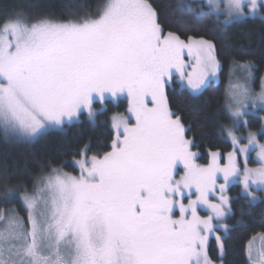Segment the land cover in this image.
Returning a JSON list of instances; mask_svg holds the SVG:
<instances>
[{
    "label": "snow or ice",
    "instance_id": "snow-or-ice-1",
    "mask_svg": "<svg viewBox=\"0 0 264 264\" xmlns=\"http://www.w3.org/2000/svg\"><path fill=\"white\" fill-rule=\"evenodd\" d=\"M207 3L221 7L219 0ZM248 5L246 12L244 0H227L225 24L255 15L264 0ZM175 10L194 12L185 3ZM0 25L5 138L62 129L84 112L94 121L106 101L120 97H126L130 114L111 118V150L76 161L79 175L53 168L31 191L5 190L6 200L19 193L27 224L15 210L0 213V264H214L207 240L216 231L213 221L230 211L227 186L241 184L250 204L257 200L256 190L264 191V143L249 132L242 144L233 131L247 125L243 118L250 109L264 111V82L259 93L248 87L247 78L232 86L227 109L233 123L225 130L233 149L226 164L212 153L211 163L201 166L194 162V141L186 138L190 128L169 107L166 87L177 76L193 92L205 87L220 68L212 41L165 34L150 0H104L94 16L78 19L29 20L16 13L0 18ZM237 67L250 76L254 65ZM254 150L260 166L250 168L247 157ZM179 165L183 175L176 179ZM219 174L224 182L216 203L210 195L217 191ZM185 190L196 196L187 204L176 198ZM201 207L211 214L199 215ZM215 238L222 256L224 244Z\"/></svg>",
    "mask_w": 264,
    "mask_h": 264
},
{
    "label": "trees",
    "instance_id": "trees-1",
    "mask_svg": "<svg viewBox=\"0 0 264 264\" xmlns=\"http://www.w3.org/2000/svg\"><path fill=\"white\" fill-rule=\"evenodd\" d=\"M104 0H0V18L23 13L29 20L48 17L56 20L78 19L95 15ZM158 12L159 22L165 34L172 31L187 42L194 39L212 41L216 46L220 62V78L211 82L198 95L179 85L174 79L166 87L170 109L181 117L182 123L190 131L186 138L194 141L191 150L196 153L195 161L207 164L212 153H219L220 160L230 152L231 143L225 136L224 128L230 124V116L225 109V91L230 70L236 64L251 62L256 79L264 75V16L245 17L223 24L220 17L202 0H150ZM191 5L194 12H177L176 5ZM202 13V15H200ZM199 15V18L197 16ZM2 26V25H0ZM125 99L114 104L108 102L106 111L89 120L85 114L71 124L60 129L43 132L35 140L5 138L0 132V213L15 210L27 224V211L21 203L19 193L6 200V189L19 187L33 190L41 177L58 168L77 174L74 162L85 152L86 156H102L111 150L114 132L108 116L112 112L123 113ZM260 118L252 117L248 126L258 130ZM253 164V162L251 161ZM229 195V215L225 224L228 229L218 230L209 238L208 254L213 262L221 264H249L247 244L255 235L264 233L263 193L257 192L259 200L249 203L239 184L232 185ZM189 196V195H188ZM193 196V195H192ZM191 196V197H192ZM191 197H185L188 200ZM184 198V199H185ZM216 236L221 237L224 252L221 256Z\"/></svg>",
    "mask_w": 264,
    "mask_h": 264
},
{
    "label": "rangeland",
    "instance_id": "rangeland-1",
    "mask_svg": "<svg viewBox=\"0 0 264 264\" xmlns=\"http://www.w3.org/2000/svg\"><path fill=\"white\" fill-rule=\"evenodd\" d=\"M202 1L207 6H209L210 9L213 11V13L215 15L219 16L220 19H221V21H222V23L225 24L224 21H225L226 17H225V14H224L225 9L223 8V4L226 3L227 0H219V2L221 3V7L219 9H216L214 5H209L207 3V0H202ZM244 2H245V11L247 12V11H249L248 0H244ZM253 16L263 17L264 16V8H261L255 15H248L246 17H253ZM242 18H245V17H241L239 19H234L233 21L241 20ZM230 23H228V24H230ZM185 60L186 61H189V58L187 56H185ZM192 62H194V61H189V63H192ZM238 64H236V65H234L232 67V69L230 70V74L228 76V79H227L228 85H227V88H226V91H225L226 100H225V104L224 105H225V109H226V111L228 113V116H230V113H229V111L227 109L228 97L230 95V92L232 90V86L234 84H236V83H244L245 82V79L247 78L248 87L253 92L259 93L262 90V82H264V75L261 78L256 79L254 77L253 71L251 72V75L249 76V74L246 71H243L242 69H240V68L237 67ZM187 71H191V67H189L187 69ZM219 71H220V68L217 71L216 75L214 77H211L210 78L209 82L207 83V85L205 87H207L208 85H210L211 82H217L219 80V78H220V72ZM175 79H176L177 82H179V85H181L182 87H184L185 89H187L188 91H190L194 95L200 94V92L202 90H204V88H205V87H203L199 92H193L191 90V88H189L187 86L186 81L183 84H181V81H180V79H179L178 76ZM123 98L125 99V102H126V108L123 111V113L112 112V114H110L108 116V119L110 121L111 128H112V119L111 118L114 115H123L126 118L130 116V114L127 111L128 105H127V99H126V97H120L118 99H123ZM118 99H114V100L113 99H110V100L106 101L104 103V105H103V108L105 109L104 111H106V109H107L108 102L114 104ZM93 107L96 108V109H100L101 108V104L100 103H96V104L93 105ZM249 111H250V114L248 116H246V117L243 118L244 120H247V125H245L243 123H240L235 129H233V131H234L235 135L241 137V143L242 144H247V136H248L249 132L256 133L257 134V140H258V142L259 143H264V134H262V130H264V111H260L258 108L257 109H250ZM82 114H85L86 117L88 118L86 112H84ZM252 117H256V118L258 117L261 120V125H260L261 127L258 128V130H252L248 126V121ZM230 119H231V116H230ZM76 121L77 120H75L73 122H76ZM132 122L134 123V119H132ZM232 123L233 122H232V119H231L230 124L228 126H226V128H224L225 136L229 140V142L231 143V149H233V145H232L231 139L228 137L227 131L225 129L232 128ZM55 129H57V128H55ZM112 131L114 132L113 128H112ZM39 136H37V137H39ZM37 137H34V138L20 137V139L21 140H24V138H25L26 140L27 139L28 140H35V138H37ZM114 137H115V132H114ZM257 151L258 150L251 151L249 153L248 157H247V166L250 167V168H256V167H259L260 166L259 163L257 162ZM192 152H194V151H192ZM227 154L228 153H226L225 156L220 160L221 165H224V164L227 163ZM85 158L90 159L91 157H87V156L81 154V157L77 161H80V160L85 159ZM211 161H212V157L209 158V162L207 164H204V165H201V166H207L208 164L211 163ZM244 161H245V157L243 155H241L240 158H239V163H240V167L241 168L244 167ZM251 161L253 162V164L251 163ZM75 162H74V165H75V167H77L78 173L77 174H73V175H79L80 174L79 168H78V165L75 164ZM194 162L196 164L200 165L196 161H194ZM178 167H179L180 171L176 175V179H179L180 176L183 175V166L182 165H179ZM39 182H40V179L37 182V185L39 184ZM223 182L224 181H223V178L221 176V178H219L217 180V191L215 193H213V194L210 195V199L212 200V202H216V203L219 202V197L221 195L220 192H219V184H221ZM237 184H239V183H233V184L228 185L227 188H226L225 195H227L229 197V195L227 194L228 189L232 185H237ZM239 185L241 186V193H244L243 190H242V185L241 184H239ZM192 192L195 193V189H192ZM257 192H262L263 193L262 198L264 199V191L256 190L255 193H254L255 196H256V198H257L256 202L260 199L259 196H258V194H257ZM245 196L250 201L251 198L249 196H247L246 194H245ZM185 197H189L187 190H185L183 197L177 196L176 198L177 199H182V202L185 203V204H187L188 203V200H186ZM195 198H196V196H195V194H193V196L191 197V199H195ZM225 207L226 208H229V205H226ZM176 214H177V216L179 215L178 208L176 210ZM198 214L201 215L202 217H204V216L210 215L211 212L206 207H201V208L198 209ZM228 215H229V211L226 212V215L223 218H221L220 220H214L213 221V223L216 225V231H217V229L218 230H221L223 232L226 231L225 228L223 227V225H225V221L227 220ZM227 229H228V227H227ZM213 234H214V232L212 234H209L208 235L207 246H208V243H209V240H210L209 238ZM246 249H247V259L249 260V264H264V257L261 256V252L264 251V233L253 236L251 238L250 242L247 244V248ZM214 264H221V263L220 262L219 263L214 262Z\"/></svg>",
    "mask_w": 264,
    "mask_h": 264
},
{
    "label": "flooded vegetation",
    "instance_id": "flooded-vegetation-1",
    "mask_svg": "<svg viewBox=\"0 0 264 264\" xmlns=\"http://www.w3.org/2000/svg\"><path fill=\"white\" fill-rule=\"evenodd\" d=\"M219 175H220V178H221L222 174H219Z\"/></svg>",
    "mask_w": 264,
    "mask_h": 264
}]
</instances>
